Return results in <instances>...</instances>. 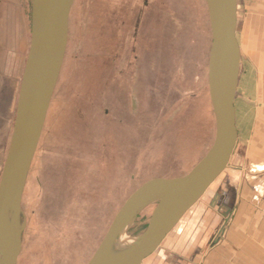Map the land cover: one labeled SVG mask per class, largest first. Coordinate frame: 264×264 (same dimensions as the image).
<instances>
[{"label": "rangeland", "instance_id": "rangeland-1", "mask_svg": "<svg viewBox=\"0 0 264 264\" xmlns=\"http://www.w3.org/2000/svg\"><path fill=\"white\" fill-rule=\"evenodd\" d=\"M237 1L244 84L248 65L264 78V0ZM31 2L0 0V178L30 46ZM211 38L206 0H74L22 193L16 264H87L138 186L183 175L199 161L215 136ZM154 205L141 209L129 235L145 231Z\"/></svg>", "mask_w": 264, "mask_h": 264}, {"label": "water", "instance_id": "water-1", "mask_svg": "<svg viewBox=\"0 0 264 264\" xmlns=\"http://www.w3.org/2000/svg\"><path fill=\"white\" fill-rule=\"evenodd\" d=\"M73 2H31L30 46L0 178V264H16L21 250L22 193L61 72ZM206 2L212 36L208 87L215 116L213 143L187 173L152 177L138 186L115 214L87 264H142L230 163L237 145L234 99L241 60L237 0ZM152 202L155 205L145 231L128 248L112 253L114 239Z\"/></svg>", "mask_w": 264, "mask_h": 264}, {"label": "crops", "instance_id": "crops-1", "mask_svg": "<svg viewBox=\"0 0 264 264\" xmlns=\"http://www.w3.org/2000/svg\"><path fill=\"white\" fill-rule=\"evenodd\" d=\"M239 9L237 1L241 60L235 151L227 168L142 264H264V78L255 77L254 66L248 65L241 83Z\"/></svg>", "mask_w": 264, "mask_h": 264}, {"label": "bare ground", "instance_id": "bare-ground-1", "mask_svg": "<svg viewBox=\"0 0 264 264\" xmlns=\"http://www.w3.org/2000/svg\"><path fill=\"white\" fill-rule=\"evenodd\" d=\"M209 189V188H208ZM10 215H13V210L10 211ZM19 219V218H18ZM137 238L132 237L131 235H129L126 230L123 231L120 235H118L112 245H111V252L112 253H116L119 251H122L126 248H128V246H130L133 242L136 241Z\"/></svg>", "mask_w": 264, "mask_h": 264}]
</instances>
